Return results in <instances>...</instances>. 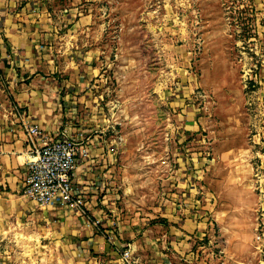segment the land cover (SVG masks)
<instances>
[{"label": "crops", "instance_id": "0c3cea01", "mask_svg": "<svg viewBox=\"0 0 264 264\" xmlns=\"http://www.w3.org/2000/svg\"><path fill=\"white\" fill-rule=\"evenodd\" d=\"M45 12L39 0H0V264H264V243L255 241L264 228V151L216 145L210 158L192 136L203 123L187 105L177 169L160 184L151 169L137 178L119 162L125 116L107 114L86 87L88 71L52 53L71 38ZM24 125L87 149L72 177L84 210L39 207L24 195Z\"/></svg>", "mask_w": 264, "mask_h": 264}, {"label": "rangeland", "instance_id": "374dc122", "mask_svg": "<svg viewBox=\"0 0 264 264\" xmlns=\"http://www.w3.org/2000/svg\"><path fill=\"white\" fill-rule=\"evenodd\" d=\"M39 1L71 38L52 53L88 71L86 87L107 114L125 116L119 162L137 178L151 169L160 184L177 169L187 105L203 123L192 136L210 158L216 145L264 151V0Z\"/></svg>", "mask_w": 264, "mask_h": 264}, {"label": "built area", "instance_id": "2783aa9c", "mask_svg": "<svg viewBox=\"0 0 264 264\" xmlns=\"http://www.w3.org/2000/svg\"><path fill=\"white\" fill-rule=\"evenodd\" d=\"M24 130L31 156L23 185L24 195L39 207L84 210L83 193L73 185L72 177L87 149L64 133L47 141L35 125H24ZM255 241L258 245L264 243L262 225L257 229ZM128 256L124 254L126 261Z\"/></svg>", "mask_w": 264, "mask_h": 264}]
</instances>
